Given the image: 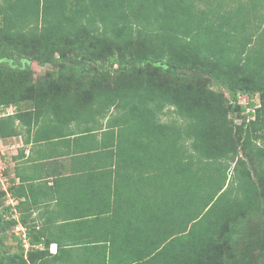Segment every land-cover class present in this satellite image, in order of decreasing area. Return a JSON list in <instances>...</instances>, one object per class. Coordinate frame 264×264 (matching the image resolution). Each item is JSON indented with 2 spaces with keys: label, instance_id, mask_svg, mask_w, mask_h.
Returning a JSON list of instances; mask_svg holds the SVG:
<instances>
[{
  "label": "trees",
  "instance_id": "trees-1",
  "mask_svg": "<svg viewBox=\"0 0 264 264\" xmlns=\"http://www.w3.org/2000/svg\"><path fill=\"white\" fill-rule=\"evenodd\" d=\"M20 59L58 73L31 80ZM0 60L1 139L40 121L107 118L101 147L115 145L116 169L131 171L121 184L136 197L116 207L109 256L87 264H250L246 246L264 264V228L252 226L264 221V0H0ZM7 182L0 248L18 223L28 245L12 232L17 248L0 249V264L61 260L23 213L22 186Z\"/></svg>",
  "mask_w": 264,
  "mask_h": 264
},
{
  "label": "crops",
  "instance_id": "crops-1",
  "mask_svg": "<svg viewBox=\"0 0 264 264\" xmlns=\"http://www.w3.org/2000/svg\"><path fill=\"white\" fill-rule=\"evenodd\" d=\"M91 126L40 121L30 131L22 129L23 133L13 136L15 144L9 146L10 178L22 186L20 200L27 201L23 213L30 214L35 230L49 239V252L61 258L53 264L108 257L109 251L103 254V249L109 248L116 223L122 219L116 207H127L121 199L131 191L136 197L137 187L128 188L130 180L127 187L121 184L132 175L122 166L116 169L115 145L106 151L99 147L100 126L96 130Z\"/></svg>",
  "mask_w": 264,
  "mask_h": 264
},
{
  "label": "rangeland",
  "instance_id": "rangeland-1",
  "mask_svg": "<svg viewBox=\"0 0 264 264\" xmlns=\"http://www.w3.org/2000/svg\"><path fill=\"white\" fill-rule=\"evenodd\" d=\"M58 55V54H57ZM56 55V56H57ZM0 63H5L6 64V61L4 60H0ZM7 63H11V61H8L7 60ZM18 64H20L23 68L26 66L27 69H28V73H27V76L28 77H31L30 79L31 80H37L39 79L38 81H40L42 83V79L45 78L46 76H51L52 73H58V70H57V65H51V64H46L44 66H40L38 65L35 61H27L26 62V59H20V61H18ZM117 65H114V68H116ZM117 73V72H116ZM186 73H188L186 71ZM94 74V72H93ZM80 78V75L78 76ZM62 84V87H64V82H61ZM82 82H80L79 80H76V81H72L71 83H69L70 85L68 86V89L70 88L72 91L74 92H77V90H79L81 88V84ZM52 84V83H51ZM86 85H89V84H86ZM85 85V86H86ZM61 86H59L60 88ZM66 87V85H65ZM216 86H213V89H215ZM246 97H242L240 99L241 102H246ZM253 99L255 100L256 103H258L259 101V97H258V94H255L253 96ZM18 107L21 109V110H24V109H31L33 107V101L32 100H26V101H23L21 102ZM18 107H15V106H9L7 107L6 110H3L4 113L3 114H10V113H13ZM115 113V111L113 110L112 114ZM84 114V113H82ZM1 115V114H0ZM81 116V115H79ZM98 116H101V115H95L94 119H97ZM173 116V115H172ZM175 116V115H174ZM233 116V115H232ZM84 117V115H82V118ZM176 117V116H175ZM161 118L163 120H169L168 119V116H161ZM106 120L107 118L105 119H101L99 122L96 121L94 123L90 122H83L82 124H84L86 127H88L89 125L91 126V124L95 130L97 129L98 126H100V131H99V138H98V141L100 140V146L101 147V144L103 143L102 142V138L104 136H108L111 134L110 131L107 132L106 130ZM242 120V118H238L237 116L235 117V123H239L240 121ZM102 125H101V124ZM129 132H132V131H129ZM94 140L96 139V136L95 134L93 135L92 137ZM10 144H15V140L14 138L12 137H9L7 139H1L0 138V164L2 166V169H3V175L8 178L10 177L11 175V172H12V166H11V148L9 147ZM97 145V144H96ZM103 146V145H102ZM233 168V165L231 167V169ZM231 173H232V170L229 171V175L231 176ZM228 175V177H230ZM4 179V178H3ZM7 187H8V183H3L1 184L0 183V191H5V189L7 190ZM147 190V189H146ZM6 203L9 202L10 200L8 199V197L6 196ZM14 202V201H13ZM255 223L253 222L252 226L253 225H257L258 227V232L256 231L257 234H261V231L263 230L264 228V221L261 220V219H255L254 220ZM19 224V223H18ZM14 234V233H13ZM3 245L0 249L5 251V253L7 252H12L14 250H16L17 246H16V241L12 238V232L9 231L4 240H3ZM28 245V244H27ZM26 245V247H27ZM244 245V242L242 241V239H238L237 242L234 243V245L232 246V249L228 252V259H232V256H234L235 254L237 253H240L242 252V249H243V246ZM245 250H246V254H248V259H249V262L250 264H256V262L258 261L259 257H258V254L259 253V249H256L254 250L252 247H248L247 246L245 247ZM4 253V252H3ZM234 254V255H233ZM263 254V253H262ZM87 260L88 259H79L77 260L75 263L73 262L72 264H87ZM226 260H220L218 264H226L225 263ZM261 261V259H260ZM71 263V262H69ZM261 264V263H260Z\"/></svg>",
  "mask_w": 264,
  "mask_h": 264
},
{
  "label": "built area",
  "instance_id": "built-area-1",
  "mask_svg": "<svg viewBox=\"0 0 264 264\" xmlns=\"http://www.w3.org/2000/svg\"><path fill=\"white\" fill-rule=\"evenodd\" d=\"M247 100V99H246ZM249 108H247V111H248ZM4 178V179H3ZM8 183L7 182V178L3 175V169H2V166L0 164V183L3 184V183ZM6 191V189H5ZM8 199L10 200L9 202L7 203H10L11 205H14L15 202L12 201L11 197L9 196L8 192L6 193ZM12 232L15 234V235H18L20 237L23 238V241L25 242V245H27L26 243V235H25V228L19 223V224H16L12 227Z\"/></svg>",
  "mask_w": 264,
  "mask_h": 264
},
{
  "label": "water",
  "instance_id": "water-1",
  "mask_svg": "<svg viewBox=\"0 0 264 264\" xmlns=\"http://www.w3.org/2000/svg\"><path fill=\"white\" fill-rule=\"evenodd\" d=\"M157 64V63H156Z\"/></svg>",
  "mask_w": 264,
  "mask_h": 264
}]
</instances>
